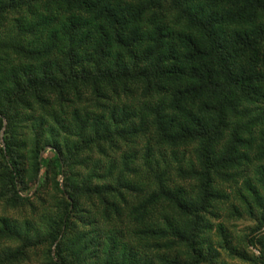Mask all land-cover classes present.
<instances>
[{
    "label": "trees",
    "instance_id": "16d2710c",
    "mask_svg": "<svg viewBox=\"0 0 264 264\" xmlns=\"http://www.w3.org/2000/svg\"><path fill=\"white\" fill-rule=\"evenodd\" d=\"M1 133L0 264H264V0H0Z\"/></svg>",
    "mask_w": 264,
    "mask_h": 264
},
{
    "label": "rangeland",
    "instance_id": "374dc122",
    "mask_svg": "<svg viewBox=\"0 0 264 264\" xmlns=\"http://www.w3.org/2000/svg\"><path fill=\"white\" fill-rule=\"evenodd\" d=\"M29 185H30V189L33 190L34 188L33 184L29 183ZM232 225L235 227V231H236L235 234L240 236V234L245 232L247 228L253 227L254 223H252L251 220H248V219H240L238 221H235ZM253 252H255V250H253ZM255 253L257 254V252ZM224 259H227V258H224ZM225 261L228 264H236V263L231 262L230 260H225Z\"/></svg>",
    "mask_w": 264,
    "mask_h": 264
},
{
    "label": "water",
    "instance_id": "95a60500",
    "mask_svg": "<svg viewBox=\"0 0 264 264\" xmlns=\"http://www.w3.org/2000/svg\"><path fill=\"white\" fill-rule=\"evenodd\" d=\"M0 138H1V141H2V133L0 134Z\"/></svg>",
    "mask_w": 264,
    "mask_h": 264
}]
</instances>
